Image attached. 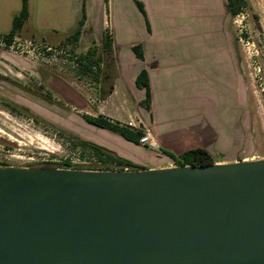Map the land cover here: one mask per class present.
<instances>
[{
    "label": "rangeland",
    "instance_id": "1",
    "mask_svg": "<svg viewBox=\"0 0 264 264\" xmlns=\"http://www.w3.org/2000/svg\"><path fill=\"white\" fill-rule=\"evenodd\" d=\"M246 1L238 14L229 17L244 79L238 97L231 82L228 46L223 44L225 24L222 16L213 13L216 8L211 0H28L22 28L9 44H0V163L27 166L69 159L72 164L99 170L94 155L72 146L71 136H75L148 168L174 166L165 156L136 150L118 134L88 125L81 118L100 114L143 129L135 100L114 90L119 68L113 48L136 42L143 45L151 23L163 30L164 40L178 48L181 58L178 71L172 69L165 81L168 86L162 96L170 111L166 116H179V126L188 128V115L194 114L200 123H207V129L187 133L209 141L216 138L220 144L227 140L226 150L220 156L212 153L213 157L264 158V0ZM21 4L22 0H0V35L4 38ZM106 4L110 29L103 26L102 5L106 11ZM79 25L77 40L68 41L67 36ZM105 35L110 50L103 47ZM93 48V58H100L99 69L85 74L76 59ZM178 72L185 80L176 79ZM188 91L194 93L191 101L188 95L180 96ZM104 93L113 96L108 99ZM177 98L179 104H175ZM237 118L240 127L232 130Z\"/></svg>",
    "mask_w": 264,
    "mask_h": 264
},
{
    "label": "water",
    "instance_id": "2",
    "mask_svg": "<svg viewBox=\"0 0 264 264\" xmlns=\"http://www.w3.org/2000/svg\"><path fill=\"white\" fill-rule=\"evenodd\" d=\"M0 264H264V158L0 165Z\"/></svg>",
    "mask_w": 264,
    "mask_h": 264
},
{
    "label": "crops",
    "instance_id": "3",
    "mask_svg": "<svg viewBox=\"0 0 264 264\" xmlns=\"http://www.w3.org/2000/svg\"><path fill=\"white\" fill-rule=\"evenodd\" d=\"M211 1L213 3V7L216 8L215 10L214 8L212 9L214 10L213 13L215 14L216 11L217 15L223 17V22L225 24L223 44L225 46L226 45L228 46L227 53H228V60L230 62L229 67H232V71H233L231 72L230 75L232 76L231 82H233L232 83L233 89L238 91L240 94L238 95V97H241L242 88L244 85V79L242 75L239 53L237 51L234 37L230 27L229 17L231 16L225 12L224 0H211ZM145 8L148 7L146 6ZM104 9L105 6L102 5L103 26L104 28L108 27L110 29V27H112V22H110L111 14L109 12V7L107 4H106V11ZM149 27H150V30L148 32L149 37L146 40V42L142 45L143 54H144L143 60L137 58L134 55L133 51L131 50V45L123 48H121L120 45L117 47V49L115 47L113 48L117 62V67L119 68V75L117 73V77L115 78L116 84L114 85V90H117V93L120 94L121 96L122 95L125 96L127 94L128 97L131 98V100H135L134 102L137 105V111L141 116L139 122L141 123L145 133L149 135L152 144V146H149L147 150L149 152L157 154L159 153L160 151L159 148L161 147L175 154H180L181 152L190 148L202 147L206 149L212 156H213L212 153L220 154L219 152H223L226 150L225 145L227 143L226 142L227 140H224V143L220 144L219 140L216 138L209 141V140H205L202 136H198V135L193 136V134L187 133V131L189 132L193 130L202 131L204 129H207V125H205L207 123L202 124V121L200 123V121L195 118L194 114L193 115L190 114L188 115V122H189L188 128H184L182 126L181 127L179 126V124L182 122V119H180L179 116L178 119L173 118V115L166 116V112H168L169 110L165 109L166 100H164L162 96V94L166 92L165 90H166L167 82L165 81L168 80V77H170L172 69L174 70V68L176 67L174 71L175 72L178 71L177 69L179 67L178 62L181 60V58L178 54L179 51L178 48L176 46L174 47L170 45L168 41L164 40L167 35H165L162 32L163 31L162 29L159 30L158 27L154 28L152 23L151 25L149 24ZM221 28L224 29L223 25ZM186 46L190 50L193 49V45L191 46L190 43H188ZM181 48L184 49V46L182 45ZM142 68H145L147 70L149 76V83L151 90V105L149 112L145 108L139 105V102L144 97V91L142 89H138L135 86V82H134L137 73ZM181 75L182 74H180L179 72L176 73L175 75L176 79L181 78L182 80H185V78L181 77ZM215 87H216L215 89H218L217 91L219 92L220 87L219 86H215ZM187 95L188 97H190L189 100L191 101L192 100L191 98L192 96H194V93L188 91L185 92V94L183 95L180 94V96H187ZM111 96H113V93L109 94L108 97L106 98L110 99ZM179 100L180 99L177 98L175 100V102L177 101L175 104H179L180 103ZM190 101H189V106H191L192 103ZM168 102L169 101H167V103ZM167 105L172 106L169 103ZM218 121L220 124L221 120L219 119ZM239 124L240 122L239 119L237 118L236 122H234V124L231 125L232 130L236 127H240ZM220 129L225 130L226 128L223 129L221 127ZM230 135L228 136V139ZM124 143L132 146L127 142ZM137 149L138 148H136V150ZM218 160L219 161L217 162L233 161V160H220V159Z\"/></svg>",
    "mask_w": 264,
    "mask_h": 264
},
{
    "label": "trees",
    "instance_id": "4",
    "mask_svg": "<svg viewBox=\"0 0 264 264\" xmlns=\"http://www.w3.org/2000/svg\"><path fill=\"white\" fill-rule=\"evenodd\" d=\"M27 1L22 0L21 8L17 14L14 15L12 20V25L8 33L5 34L6 41L9 43L14 34H16L21 28L28 16L27 10ZM246 0H224V9L227 14L230 16H234L238 14L243 7L246 5ZM139 8L142 10V6L139 2H137ZM80 24H82L80 22ZM80 35V25L79 28L75 29V31L67 36L68 41H76ZM108 36L105 35L103 39V47L107 50H110V43L108 40ZM131 50L134 55L143 60V48L140 42H136L131 45ZM95 49L87 50L84 54H80L78 56L77 63L80 65V71L87 74L92 71V69H99L100 58H93ZM135 86L138 89H142L144 91V97L139 102L143 108H145L148 112L150 111L151 105V90L149 83L148 72L145 68H142L135 77ZM109 93H104L107 96ZM24 111L27 113H32L26 107H22ZM82 120L91 126L106 129L113 133L118 134L125 142L131 144L133 147L138 148L139 151L146 150L148 151L147 145H141L139 143L140 137L144 134V130L142 128H137L133 126H128L121 124L119 122H114L105 116L100 114H84ZM71 143L74 148L81 147L83 150H88L92 155L95 156L96 162L100 165L96 169H144L148 168L139 164H135L127 158H123L109 149L88 140H83L75 136H71ZM137 149V150H138ZM152 153V152H151ZM155 156H165L170 159L174 165H192V164H208L219 161L217 157H213L206 149L202 147H194L187 149L180 154H175L167 149L160 148L159 153H154ZM221 154H217L220 156ZM240 160V159H237ZM110 164L115 165L109 166ZM0 165H7L6 163H0ZM29 167H46V168H55V167H63V168H75V169H91L89 167L83 166L81 164H72L69 159H65L62 162H42L36 165H27Z\"/></svg>",
    "mask_w": 264,
    "mask_h": 264
},
{
    "label": "built area",
    "instance_id": "5",
    "mask_svg": "<svg viewBox=\"0 0 264 264\" xmlns=\"http://www.w3.org/2000/svg\"><path fill=\"white\" fill-rule=\"evenodd\" d=\"M9 43L6 41V38H4L2 35H0V44L5 45V44H9ZM137 128H138V126H137ZM139 143L141 145L152 146L149 135L147 133H145V131H144V134L140 137Z\"/></svg>",
    "mask_w": 264,
    "mask_h": 264
}]
</instances>
